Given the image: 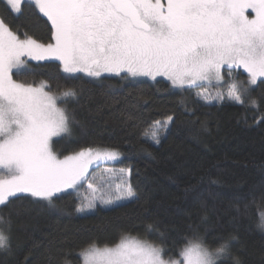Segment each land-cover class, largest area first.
<instances>
[{
  "label": "trees",
  "instance_id": "16d2710c",
  "mask_svg": "<svg viewBox=\"0 0 264 264\" xmlns=\"http://www.w3.org/2000/svg\"><path fill=\"white\" fill-rule=\"evenodd\" d=\"M0 17L13 31L50 41V21L30 3L16 13L0 0ZM13 76L32 84L47 80L55 93L64 86L82 89L78 102L68 105L79 124L70 137L53 140L54 150L65 156L88 147L118 149L120 159L105 164L131 170L137 198L77 214L86 185L58 194L54 208L17 194L0 210V229L11 244L0 252V264H81V250L113 245L122 233L160 244L166 257H178L185 238L214 245L217 237L233 234L232 251L242 264H264V229L258 227L264 214V78L249 86L246 72L234 68L231 77L226 74L225 88L237 83L248 89L240 104L228 95L206 102L196 95L198 87L180 89L162 77L68 74L53 59L30 60ZM168 116L173 122L160 131L157 144L154 122ZM147 224L154 229L147 231Z\"/></svg>",
  "mask_w": 264,
  "mask_h": 264
},
{
  "label": "snow or ice",
  "instance_id": "6c2138e0",
  "mask_svg": "<svg viewBox=\"0 0 264 264\" xmlns=\"http://www.w3.org/2000/svg\"><path fill=\"white\" fill-rule=\"evenodd\" d=\"M19 13L30 3L50 21V41L42 43L26 31H13L0 18V210L30 193L34 202L56 207L58 194L87 186L94 193L87 204L75 207L83 214L97 207L137 198L130 181L115 190L98 186L89 168L100 160H115L114 149L84 148L59 158L53 138L70 137L78 125L75 110L82 89L64 86L52 92L42 80L38 85L13 78L29 59L60 61L64 73L85 72L167 76L172 84L193 86L198 81L231 77L233 67L246 70L247 84L264 78V0H7ZM255 13L249 18L246 12ZM55 79V77H53ZM264 83V80L260 81ZM243 83V82H241ZM57 88L62 87L57 84ZM48 89V90H46ZM248 89L233 83L228 96L240 104ZM223 98V97H221ZM258 107L255 99L251 101ZM64 105V106H61ZM173 122L168 116L155 121L152 139ZM130 176L131 170H122ZM38 198V199H37ZM246 207V206H245ZM237 211L240 209L237 207ZM19 214V210H16ZM11 215L8 214L9 231ZM0 214V223L4 222ZM154 224H147L152 231ZM258 227L264 229V218ZM163 236V233H160ZM186 239L183 261L165 260V249L151 241L122 233L112 247L95 243L80 252L84 264H242L232 251L233 234L213 243ZM11 250L10 237L0 229V252ZM71 255L70 252L65 256ZM61 264H71L64 259Z\"/></svg>",
  "mask_w": 264,
  "mask_h": 264
},
{
  "label": "rangeland",
  "instance_id": "374dc122",
  "mask_svg": "<svg viewBox=\"0 0 264 264\" xmlns=\"http://www.w3.org/2000/svg\"><path fill=\"white\" fill-rule=\"evenodd\" d=\"M165 2H166V0H165ZM246 15H248L249 18H251L252 16L255 15V13L253 12V10L249 9L246 12ZM52 59L56 60L54 58H50V59H47V60H52ZM30 60H32V59H29V61ZM29 61H28V63H29ZM34 61H37V60H34ZM39 61H43V60H39ZM225 67H227V66H225ZM240 68H242L243 72H246V70L243 69V67H240ZM77 73H82L84 75L85 74L88 75L85 72H77ZM72 74H74V73H72ZM106 74L107 75H117L116 73H103L101 76L106 75ZM222 74L224 75V79L223 80H217V79L213 78L211 82L198 81L196 85H193V86L184 85L182 87L179 86V85H175L174 86L172 84V82L168 79V77L164 76V75H158V76H156L155 79H158L159 77L165 78V79L169 80V82H171V84L174 87H177V88H180V89L181 88L198 87V88H196L197 89L196 90V95L198 97H200L202 100H204L206 102H210V101H214V100L215 101H223L224 98H226L227 95H228V92H229L230 89L229 88H225V86H223L224 81L226 79V75L224 74L223 69H222ZM128 75L131 76L130 74H128ZM138 76L153 79L151 76H145V75H138ZM138 76H132V77H138ZM90 77L95 78L93 76H90ZM13 78H14V76H13ZM260 79H263V78H260ZM34 85H38V84H34ZM46 90H48V89H46ZM221 97H223V98H221ZM55 138L56 137H54L53 140ZM91 148H93V149H97V148H99V149H114V150H116L119 153L118 157L115 160H100V161H97V162L93 163V165L89 168V174L92 177L95 178V182L98 183V186L105 187V190L107 192V191H110V190H115L118 186H123L126 181H130V178H129L130 176L125 175V172L122 171V170H124L122 167L120 168V167H118L116 165H112V164L107 165V164H105V163L114 162V161L120 159V157L123 154V153H121V151H119L118 149L112 148V147L108 148V147L98 146V147H91ZM53 150H54V146H53ZM77 151H79V150H77ZM70 154H73V153H70ZM70 154H67V155H70ZM58 156L61 159L63 158V156H60L59 154H58ZM99 162H102L103 164L100 166V165H98ZM73 191H76V190H73ZM19 194H21V193H19ZM24 194H26V193H24ZM28 194H30V193H28ZM95 195H99V193H94L91 189L87 188L86 191H82V193H81L82 200H81L80 203L87 204L88 201L90 199H92L93 196H95ZM123 201H127V200L118 201L116 204L122 203ZM101 207H111V206H103L97 201V207L94 210H90V211H88L86 213H90V212L95 211V210H97L98 208H101ZM262 217L264 218V214H263ZM134 237H137V236H134ZM139 239H142V238H139ZM142 240H148V239L145 238V239H142ZM148 241H150V240H148ZM117 243H114L113 245H107V246L112 247V246H114ZM156 245L161 246L160 244H157V243H156ZM96 246L100 247V248H103L105 245L101 246V245L96 244ZM164 259L165 260L183 261V257L181 256V254H179L178 257H168V256L166 257L165 254H164ZM81 264H84L83 256H81Z\"/></svg>",
  "mask_w": 264,
  "mask_h": 264
},
{
  "label": "flooded vegetation",
  "instance_id": "af4514ba",
  "mask_svg": "<svg viewBox=\"0 0 264 264\" xmlns=\"http://www.w3.org/2000/svg\"><path fill=\"white\" fill-rule=\"evenodd\" d=\"M226 68H227V67H225V69H223L224 74L226 73ZM234 68H235L236 71H237V70H242V68H236V67H234ZM234 68H233V69H234ZM242 71H243V70H242ZM225 75H226V74H225Z\"/></svg>",
  "mask_w": 264,
  "mask_h": 264
}]
</instances>
